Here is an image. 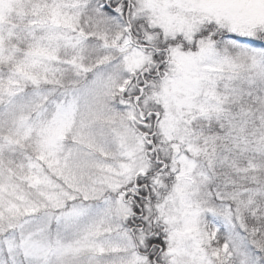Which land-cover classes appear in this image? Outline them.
<instances>
[{"label":"snow or ice","instance_id":"6c2138e0","mask_svg":"<svg viewBox=\"0 0 264 264\" xmlns=\"http://www.w3.org/2000/svg\"><path fill=\"white\" fill-rule=\"evenodd\" d=\"M0 264H264V0H0Z\"/></svg>","mask_w":264,"mask_h":264}]
</instances>
